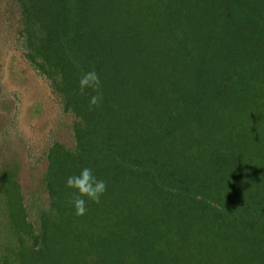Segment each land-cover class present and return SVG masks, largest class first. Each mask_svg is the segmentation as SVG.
<instances>
[{
    "label": "trees",
    "instance_id": "obj_1",
    "mask_svg": "<svg viewBox=\"0 0 264 264\" xmlns=\"http://www.w3.org/2000/svg\"><path fill=\"white\" fill-rule=\"evenodd\" d=\"M9 2L73 145L45 153L44 205L0 165V264H264V0ZM85 167L107 190L78 217Z\"/></svg>",
    "mask_w": 264,
    "mask_h": 264
},
{
    "label": "rangeland",
    "instance_id": "obj_2",
    "mask_svg": "<svg viewBox=\"0 0 264 264\" xmlns=\"http://www.w3.org/2000/svg\"><path fill=\"white\" fill-rule=\"evenodd\" d=\"M18 18L9 0H0V165L16 164L27 203L44 205L45 153L56 142L73 145V118L24 61Z\"/></svg>",
    "mask_w": 264,
    "mask_h": 264
},
{
    "label": "clouds",
    "instance_id": "obj_3",
    "mask_svg": "<svg viewBox=\"0 0 264 264\" xmlns=\"http://www.w3.org/2000/svg\"><path fill=\"white\" fill-rule=\"evenodd\" d=\"M98 87L99 77L94 70L84 73L79 79V91L81 95H84L87 89L95 92ZM102 99V95H92L89 100V109L94 110L100 107ZM66 187L75 190L72 194V202L75 214L78 217L86 214L87 201L99 204L101 197L107 190L106 183L103 180L97 179L90 167L83 168L78 175L68 177Z\"/></svg>",
    "mask_w": 264,
    "mask_h": 264
}]
</instances>
